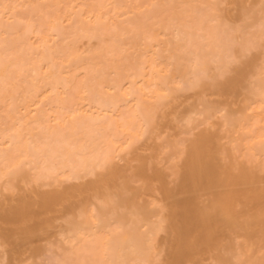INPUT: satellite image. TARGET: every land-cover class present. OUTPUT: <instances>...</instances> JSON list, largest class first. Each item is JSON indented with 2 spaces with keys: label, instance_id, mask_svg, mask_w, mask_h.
<instances>
[{
  "label": "bare ground",
  "instance_id": "obj_1",
  "mask_svg": "<svg viewBox=\"0 0 264 264\" xmlns=\"http://www.w3.org/2000/svg\"><path fill=\"white\" fill-rule=\"evenodd\" d=\"M119 1L0 0V264H264V0Z\"/></svg>",
  "mask_w": 264,
  "mask_h": 264
},
{
  "label": "rangeland",
  "instance_id": "obj_2",
  "mask_svg": "<svg viewBox=\"0 0 264 264\" xmlns=\"http://www.w3.org/2000/svg\"><path fill=\"white\" fill-rule=\"evenodd\" d=\"M123 1L124 0H122V1H119L120 3H122V4H124V5H126L127 3H129L127 0L126 1H124V3H123ZM131 1V0H130ZM126 2V3H125ZM132 2H133V0H132ZM132 2H130L131 4H132ZM129 3V5L128 6H130L131 4ZM127 6V5H126ZM127 6V7H128ZM45 256V257H44ZM40 260V262L39 263H41V264H49V262H51L52 261V264H54V262H53V259H52V255L50 254V255H44ZM47 256V257H46ZM49 256V257H48ZM49 258H51L52 260H49ZM47 259V260H46ZM43 261V262H42ZM45 261H46V263H45Z\"/></svg>",
  "mask_w": 264,
  "mask_h": 264
}]
</instances>
